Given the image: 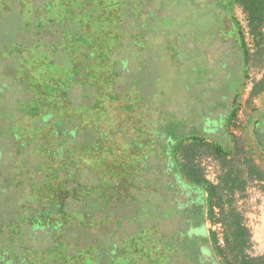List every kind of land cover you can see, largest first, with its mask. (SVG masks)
<instances>
[{
  "label": "rangeland",
  "instance_id": "rangeland-1",
  "mask_svg": "<svg viewBox=\"0 0 264 264\" xmlns=\"http://www.w3.org/2000/svg\"><path fill=\"white\" fill-rule=\"evenodd\" d=\"M2 1L9 9L0 11V151L3 164L0 170L9 166L12 172V166L17 167V179L21 184L16 195L12 194L14 200L8 199L12 204L1 207L6 210L0 219L3 262L14 260L22 251L25 264H194L181 250L183 237L179 230L182 221L184 226L186 222L182 212L164 202L176 197L172 176L179 167L174 162L172 150L181 133L193 131V125L196 127L208 116L199 129L209 142L222 138L218 120L223 118V111L215 109H222L216 100L222 91L228 94L236 88L237 79L232 78L242 69L238 54L232 53L227 44L230 12L223 8L224 0H149L140 6L142 14L139 8L128 5L126 10L137 17L144 30L138 32L135 26L122 29L98 26L93 30L103 39L95 42L96 46L92 44L93 31L77 26L80 14L74 5H71V14L59 16L48 11L36 17L30 15L29 5H22L18 0ZM177 5L182 6L181 10ZM16 8L23 12L19 13ZM231 13L245 28L242 10L235 8ZM34 21L39 27L25 30V22ZM113 31L130 49L125 53V48L113 49L114 53L102 63L100 52L107 53L104 47L109 48L103 42L104 37ZM245 38L253 52L246 28ZM215 41L220 45L216 43L212 48ZM131 46L136 47V53ZM71 54L79 55V64L70 61ZM130 54L136 55L133 59L129 57L125 64H119L121 58ZM263 60L264 57L262 60L254 58L249 65L248 78L239 99L240 110L232 128L241 151L235 153L231 161L241 171L248 161L264 171L263 157L259 158L258 152L254 154L255 148L253 151L248 148L253 146L251 128H247V121L264 108V92L250 96L252 87L264 76ZM64 76L70 79L68 95L71 99L81 93L79 88L88 90L87 107L70 104L69 96H61ZM115 96L120 98L117 103L113 99ZM129 100L127 110L122 109ZM172 127L176 131H172ZM69 129L75 130L76 135L63 133L58 136L56 133ZM91 130H94L92 137L84 140L85 143L76 141V136L79 138V134L86 132L91 135ZM90 146L96 147V155L85 151ZM12 153L15 154L13 158ZM56 153L69 157L71 162L67 164L57 159ZM27 157L32 160L27 161ZM197 160L205 179L216 184L217 177L223 173L222 163L210 150H203ZM149 163H154L153 168L145 166ZM148 169L150 176L145 174ZM90 173L94 174V179L79 185L80 190L75 193L78 203L93 206L94 210L100 205L118 203L117 185L137 194L136 203L131 201L135 208L126 212L127 221L106 216L95 223L98 227H107L121 221L122 229L133 230L131 233L118 232L114 239L95 241L80 250L74 248L69 239L56 242L53 238L58 231L45 224L32 225L29 232L31 219L37 216L36 210L55 209V202L65 198L59 199L56 194L57 189L61 191V185L68 187L67 190L63 188V194L68 196V176L79 178L80 175L83 179ZM190 193L188 187L180 186L179 203H185ZM4 194L7 189L0 184V202L5 199ZM196 196L201 202L202 198ZM126 201L129 199H120V202ZM234 205L248 230V254L264 258V183L249 181L243 191L236 193ZM126 222L131 224L126 226ZM168 224L169 234L163 230ZM65 225L64 231H68V223ZM209 227L205 221L202 228L188 230L190 237L206 236ZM213 229L220 240L221 227L216 225ZM73 232L70 231L69 236ZM112 244L116 247L107 253ZM204 251L209 254L206 249ZM207 254L200 255V260L203 264H212ZM214 264L221 262L218 260Z\"/></svg>",
  "mask_w": 264,
  "mask_h": 264
},
{
  "label": "trees",
  "instance_id": "trees-1",
  "mask_svg": "<svg viewBox=\"0 0 264 264\" xmlns=\"http://www.w3.org/2000/svg\"><path fill=\"white\" fill-rule=\"evenodd\" d=\"M18 1L22 5H29L30 15H34L36 17L43 16L42 14H46L48 11H54V13L59 16L62 13L71 14V5H74L75 9L78 10L80 14V19L77 22L78 24L76 23L77 26L81 29H91V31H93L94 34L92 36L94 38V43L92 44L96 46L95 42L102 41L103 39V36L99 37L96 35L95 30L98 26L103 29H109V27L111 26L112 28L114 27V29L115 27L116 29H122L124 27L133 28L135 26L136 29L139 30L138 32L143 31L145 28L143 24H141L140 21L137 22V17L134 14L128 13L126 8L128 7V5L132 6L133 9L139 8L138 12L139 14H142L140 6H142V4L144 3H147V1L149 0ZM150 7H152L153 9L154 5H150ZM181 7V5H177L176 8H179L181 10ZM223 8L229 9L230 12V17L228 18L226 26V33L227 36H232V43L234 44V47H232V53L234 51V48L238 50V56L237 54L236 56L239 58V66L241 65L242 69L240 73L237 74L230 72V74L235 75L232 80L237 79V82H235L236 88L232 92H228V94L222 91L219 94L218 99L216 100V104H219L222 109L219 107H216L215 109H220L223 111V118L218 120V127L220 128V133H222V138L220 140H215L214 142H209L208 140H206L203 131H201L199 128L201 127L203 120H207L208 116L198 122L196 124V127H194L193 125V128H195L196 130L194 129L193 131H189L185 134L181 133L182 135H180V137L177 139V142L173 146L172 150L174 162L179 167L178 172L175 171L176 173L172 176V184L176 189V197L173 198V200L165 199L164 203H171L176 206V208H178L180 212H182V217L186 222L184 226V221H182V228L179 230L181 231L179 235L183 237V245L181 247V250L183 253H185V256H190L193 259V261H191L192 263L203 264L199 256L202 254H207L204 251L206 249V252L209 253L207 254L208 258L210 259V261H212V264H214V262L217 263L218 260L221 262V264H264L263 257H252L248 254V230L243 224V216L237 211V208L234 205L236 193L243 191L244 186L249 181H258L264 183V171H261L260 168L252 164L250 161L246 162V166L244 167L245 169L241 171L237 166L234 167L231 161L232 157L236 155L235 153H239V151H241V148H239V140L232 132V128L235 127L238 112L240 110L239 99L245 87V81L248 78L250 68L249 65L252 63L254 58L260 57V59L262 60L264 57V0H224ZM235 8H240L245 15V28L247 34L251 38L252 46L254 49L253 52H251L246 42L245 28L241 27L239 23L236 22L232 17L231 12ZM1 9H3L4 11L9 9V7L5 4V1L2 0H0V11H3ZM16 9L19 13L23 12L22 9ZM24 18L25 17H23V19ZM38 25L39 24L36 21L30 23L25 22L24 28L25 30L28 27L30 29H37V27H39ZM114 32L115 31L107 34V36L104 37L103 42L109 45V48L107 46L104 47L106 51H108L107 53L102 51L100 52L102 63H104L105 58L107 59L108 56L114 53L112 52L113 49L118 48L119 50L120 48H125L124 53L125 51L128 52V50L130 49V46L125 44L122 38L120 40ZM37 34L38 33H36V36H38ZM36 36H34V38H37ZM231 36L229 38H231ZM215 42L212 43V45H214ZM131 47L134 49L133 53H136V47ZM17 49L21 51L20 46H18ZM101 49H103L102 45ZM121 53L124 54L123 51ZM134 56L130 54V56L128 57L121 58L119 64H125L129 57L133 59ZM70 61H72V63L74 64H79V55L71 54ZM119 69V72H121L122 67H120ZM126 72L127 70L125 69L124 73ZM227 76H229V73H227ZM115 77L125 78L127 77V75H115ZM61 79L64 90V93L61 94V96H63L64 98H67V96H69V98L71 99L72 97L68 95L70 94L69 88L71 87L69 81L70 79L67 78V76L62 77ZM123 87H125L124 84ZM79 91H81V93L77 97L71 100L68 99V101H71L69 102L70 104H72L73 102L77 103L78 105H82L83 107H87L88 90L86 91L85 89L82 90L79 88ZM262 92H264V76L252 87L250 96L253 97ZM113 99L115 103L119 102L120 100L118 96H115V98ZM130 103L131 101L129 100V103H126L127 106L125 107L123 105L124 107L122 106V109L127 110V107L130 106ZM262 111L263 112L260 113L256 112L255 116L247 121V128H251L250 135L252 138L250 143L253 146H248V148H251V151H253L252 148H255L254 154L255 152H258L259 158L262 156L264 159V117L262 116V113H264V108ZM93 131H89L91 135H89V133L87 132L79 134V138L77 136L75 137L76 141L85 143L84 140L90 139L92 137ZM172 131H176L175 127L172 129ZM56 133L58 134V136L62 135L63 133L64 135L70 133L75 136L77 132L75 130L71 131V129H69L63 132L57 130ZM85 146L86 145H84V147ZM86 148H88L87 150H85L88 154L95 153L96 155L97 150L95 146ZM203 150H210L211 154L222 163L223 173L221 176L217 177L218 181L216 184H213L206 180L201 168L199 167L197 157L202 153ZM248 150L250 151V149ZM1 151L0 165H3L1 164ZM12 154L13 158L15 154ZM56 156L57 159L64 160V163L69 164L71 162L69 160V157H65L64 155L60 156L58 153H56ZM26 160L31 161L32 159L30 157H27ZM93 164L95 165V162H93ZM153 164L154 163H149L145 166L147 168H153ZM11 169L12 172L10 170V167L8 166L6 170H0V184H3V186L7 189V194H4V196L6 195L4 197L5 199L0 202V219H2L4 214H6V210H2L1 207L12 204V202L8 203V199H11L12 194L17 193V189L21 188V184L19 183L16 174L17 167L12 166ZM136 171H139V167ZM90 174L91 175L84 176L83 179H80V175L79 178H77L75 175L68 177L66 175V177L69 178L67 184L70 185L68 196L67 193L66 195L63 194V188L67 190L68 187H63L61 185V191L60 188L59 190L57 189L56 194L59 199L63 198L64 196L65 198L63 200L55 202V209H52L50 211L43 210L39 212L36 210L35 212L37 216L31 219L32 224L30 225V229H28L29 232H31L32 225H34L35 227L40 226V224L42 226L45 224L46 226H49L52 229L58 231L57 237L56 235H54L55 238H53L56 240V242H61L62 240L64 241V239L66 238L71 241L74 248L80 250L89 247L95 241L101 242L105 238L114 239L118 232L119 234L131 233L133 230L130 231L128 230V228L126 230L122 229L123 227H121V221L112 222L110 226L107 227H98L97 225H95V223L98 218L99 220H101L102 218H106V216L110 219L115 220L122 218L124 222L128 216L126 215V212L131 211V209L135 208L133 202L131 201H135L136 203L137 194L129 193L128 191L126 192L119 188V186L117 185L116 192L119 202L113 205L104 204L100 205L99 207L95 204H92L97 206L94 210L93 206H89L86 203H78L75 195V193L80 190L79 185H81L82 183L86 184L91 178L94 179V174ZM145 174H147V176L151 175L149 173V169L147 172H145ZM180 186L190 187L191 189L195 190L203 199L202 205L189 204V202L186 203L187 200L183 201L185 203L180 204L178 200L180 198ZM59 192L60 194L58 195ZM122 197L124 199H129V201L120 202V199ZM183 199L185 200V198ZM117 206H122V209H115V207ZM205 221H207L210 225L207 230V235L198 238L190 237L187 228H190V230L195 228H202L205 224ZM66 222L68 223L69 227L68 231H64ZM114 223H116V225H114ZM125 224L127 226L131 223L126 222L124 223V225ZM216 225H219L222 229V237L220 240L217 238V233L213 229V227H215ZM168 229L169 224L163 227V230H165L167 234H169ZM72 230L74 232L71 236H69V232ZM175 239H177L178 241L179 238L176 237ZM70 241L66 242L68 243ZM115 245L116 244H112L107 250V253L111 252V250L113 251V246L116 247ZM21 253L22 251L18 252V257L14 260H6L5 262H3L4 258L0 256V264H25L26 261L22 257Z\"/></svg>",
  "mask_w": 264,
  "mask_h": 264
},
{
  "label": "flooded vegetation",
  "instance_id": "flooded-vegetation-1",
  "mask_svg": "<svg viewBox=\"0 0 264 264\" xmlns=\"http://www.w3.org/2000/svg\"><path fill=\"white\" fill-rule=\"evenodd\" d=\"M231 35H228L227 36V44H228V46L229 47H234L233 45V43H232V36H231V38H229ZM224 42V41H223ZM214 43V42H213ZM217 42H215V44H216ZM218 44V43H217ZM218 45H220V44H218ZM215 45H213L212 47H214ZM215 50H216V48L215 49H213V51L215 52ZM218 51H219V47H218ZM217 51V52H218ZM233 52H235V53H238V50L237 49H235L234 48V51ZM188 189H189V191L190 192H192V193H190L189 195H188V200H187V202H189V204H193V205H202V203H203V200L201 199V202H200V200L199 201H197L196 199H197V196L196 195H198L200 198H202L195 190H193V189H191L190 187H188ZM192 194H195L193 197H194V199H192ZM188 230H190V228H187ZM207 264V263H206Z\"/></svg>",
  "mask_w": 264,
  "mask_h": 264
}]
</instances>
